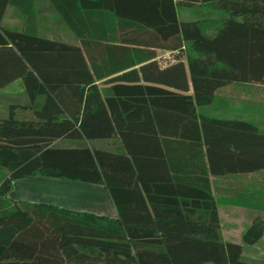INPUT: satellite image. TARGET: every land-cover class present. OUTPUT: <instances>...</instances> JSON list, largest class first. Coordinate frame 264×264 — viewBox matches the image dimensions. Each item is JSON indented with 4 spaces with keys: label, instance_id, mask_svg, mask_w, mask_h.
Instances as JSON below:
<instances>
[{
    "label": "trees",
    "instance_id": "16d2710c",
    "mask_svg": "<svg viewBox=\"0 0 264 264\" xmlns=\"http://www.w3.org/2000/svg\"><path fill=\"white\" fill-rule=\"evenodd\" d=\"M24 1L0 0V90L22 79L31 100L0 117V167L8 170L0 179V264H254L243 244L263 237L264 217L252 220L242 242L225 240L211 176L264 169V132L198 107L227 84H264V0H144L135 8L124 0H51L83 41L89 26L78 13L111 5L134 20L123 31L151 32L177 57L191 42L192 93L119 83L110 95L82 46L2 26L8 5ZM178 4L226 14L210 36L199 20H180ZM29 108L32 117L19 116ZM113 137L126 152L96 147ZM36 175L104 184L118 217L9 198L15 181Z\"/></svg>",
    "mask_w": 264,
    "mask_h": 264
},
{
    "label": "crops",
    "instance_id": "0c3cea01",
    "mask_svg": "<svg viewBox=\"0 0 264 264\" xmlns=\"http://www.w3.org/2000/svg\"><path fill=\"white\" fill-rule=\"evenodd\" d=\"M124 1L130 2L128 7L135 8L137 6L136 3H141L144 0ZM112 2H114V0H112ZM22 3V5H8L2 19V26L5 29L28 31L53 40L82 46L87 58H89L93 64V70L97 75L96 83L104 94H114L113 87L119 83L151 84L177 91L193 92L190 73L185 60L186 56L184 55L185 58L177 57V53L173 54L167 49L157 46L160 44L157 43L162 40L151 34V32L137 34L131 27L123 31L122 26L132 24L130 22L134 20L129 18L124 19L122 16H119L113 9L115 6L103 5L102 7L92 8L87 12L83 9L78 13L79 23L89 26L86 36L84 37L85 41H83V39L78 37L69 27L64 17L51 0H25ZM124 6L127 8L126 5ZM181 6L183 7L185 5L178 4L177 13L180 20H183L179 11V7ZM197 6H204V4ZM208 6L212 7L215 12H218L220 17L219 19L213 17L212 20L208 22L210 26L206 33L213 36L220 28L222 18L225 16L226 12H220L218 11L220 9L214 8L210 4H208ZM142 41H151V43L141 45L139 42ZM110 44L115 46L110 48ZM123 46H127V48L124 49ZM139 48H144L143 53L145 58L141 62V52L138 51ZM150 50L156 52L154 57H147ZM125 63L128 65L122 67ZM12 86H17L12 94L15 96L19 94V97H13V103L30 105L31 100L22 79H17L2 88L0 90V98H4V92L7 89H12ZM234 88L240 89L238 96H234L232 92ZM249 89L261 90L264 89V84L256 82H233L227 84L220 87L215 92L213 103L207 106H199L198 111L219 118H240L248 120L243 117H229L228 114L231 110L225 112L226 110L224 111V109L221 110L215 107L214 103L216 100L219 101L225 98H232L236 102L238 101L239 104L242 101L247 102ZM236 97H238L237 100L234 99ZM42 101V98H38V101L35 103L36 107H39ZM244 110L246 114L247 109ZM18 114L20 117L28 118L33 116V111L31 108L26 110L19 109ZM66 144L73 145L74 142L66 140ZM95 145L96 147L126 152V148L120 137L98 139L95 140ZM263 171L264 169L251 173H228L219 175L224 182L223 188L225 192L228 193V197L225 198H227L231 204L227 206L232 208L229 211L224 210L225 212H222L218 203L222 233L238 234L237 236L231 235L232 237L229 235L230 237L228 236L225 240H232L231 238L237 237L234 241L242 242V235L251 224L252 220L257 215L264 217L263 210L236 203V200L233 199V194H237L239 191H237V183H244L248 177H254L257 174L264 173ZM220 178L215 175L211 176L214 195L216 185H218L216 183L220 181ZM247 183L249 184L252 182L246 181L245 184ZM254 183H256V181H254ZM9 198L32 203H46L76 211H87L99 215H107L112 218L118 217L117 208L109 195L107 187L102 183L36 175L15 181L12 191L9 193ZM215 198L218 202L216 195ZM243 258L254 264H264V235L255 244H243Z\"/></svg>",
    "mask_w": 264,
    "mask_h": 264
},
{
    "label": "rangeland",
    "instance_id": "374dc122",
    "mask_svg": "<svg viewBox=\"0 0 264 264\" xmlns=\"http://www.w3.org/2000/svg\"><path fill=\"white\" fill-rule=\"evenodd\" d=\"M179 11L183 20H199L201 22V27L205 33L208 31L210 26L208 22H210V20H212L213 17L215 18L217 17V19L220 18L219 13L215 12L212 9V7L208 6V4L207 5L204 4V6H194V7L181 6L179 7ZM218 11L223 12V10H218ZM220 25H222V22ZM190 54H195V52L191 47V42H187L186 56L188 57ZM16 87L17 86H12V89H7L4 92L5 94L4 98L3 97L0 98V117H5L2 115L8 116L9 107L11 104H13V97H19V94H17L16 96L12 94V92L15 90ZM239 91L240 89L237 88L232 89L234 96L235 95L238 96ZM234 99L237 100L238 97ZM247 100H248L247 102L242 101L239 104L238 101L236 102L232 98L230 99L225 98L219 101L216 100L214 104L215 107L220 108L221 110L224 109V111L226 110L225 112L231 110V112L229 111L228 114L229 117L234 116V117L246 118L257 124L260 130L264 132V89L261 90L249 89ZM244 109H247L246 114ZM7 173H8L7 169L0 167V179H2V177L5 176ZM218 178H220V176H218ZM246 181L252 183L245 184ZM246 181H244V183L239 182L236 184V186L238 187L237 191L238 190L239 191L237 192V194H233L234 195L233 199L236 200L235 201L236 203L245 206L248 205L253 208L255 207L259 210H263L264 212V173L257 174L254 177L253 176L248 177ZM254 181H256V183H254ZM216 184L218 185H216L217 192L215 191V195L217 196L221 211L223 212L224 210L225 211L231 210L232 208L227 206L230 204V201L227 198H225L228 197V193H226L225 189L223 188L224 187L223 179L220 178V181H218ZM229 235L237 236L238 234L223 233L224 239L225 238L227 239ZM231 239L234 241L237 239V237Z\"/></svg>",
    "mask_w": 264,
    "mask_h": 264
}]
</instances>
